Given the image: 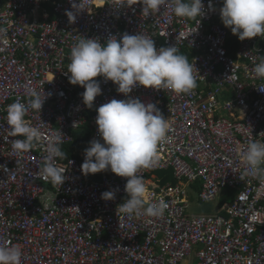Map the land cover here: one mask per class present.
I'll use <instances>...</instances> for the list:
<instances>
[{"label": "built area", "instance_id": "2783aa9c", "mask_svg": "<svg viewBox=\"0 0 264 264\" xmlns=\"http://www.w3.org/2000/svg\"><path fill=\"white\" fill-rule=\"evenodd\" d=\"M75 3L84 9H74L72 0H0V244L21 247L22 264H182L195 246L194 264H264V182L244 176L241 159L249 142H264V92L258 89L264 78L253 72L264 59V36L241 41L235 35L236 43H228L222 0H211L215 10L203 0L205 15L195 19L177 17L174 0L147 18L139 3L119 9L100 7L98 0ZM66 10L76 15L74 23ZM125 32L146 33L157 49L194 51L189 63L197 87L190 94L142 85L129 94L154 103L170 123L151 166L138 173L147 200L167 203L160 217L117 212L127 198V178L111 171L82 174L89 142H103L97 113L84 139L77 131L83 105L70 110L60 99L72 47L85 37L104 43ZM103 85L111 86L103 104L126 98L113 82ZM29 88L47 97L41 113L30 109L26 116L42 140L18 154L12 141L23 137L9 136L6 110L17 100L27 104ZM75 131L82 139L78 155L56 161L66 175L62 186L39 179L48 140L59 133L66 144ZM165 168L172 169L175 182L153 178V171ZM182 182L199 183L201 202L218 198L227 187L235 196L224 203V213H189ZM109 190L115 199L106 201L101 194Z\"/></svg>", "mask_w": 264, "mask_h": 264}, {"label": "clouds", "instance_id": "9594fccd", "mask_svg": "<svg viewBox=\"0 0 264 264\" xmlns=\"http://www.w3.org/2000/svg\"><path fill=\"white\" fill-rule=\"evenodd\" d=\"M98 3L100 7L108 3L117 9L139 3L142 5V16L147 18L158 14L168 0H98ZM72 7L77 11L84 9L75 0H72ZM208 8L215 10L211 0ZM173 11L177 17L195 19L205 15V6L203 0H174ZM219 11L224 26L230 28L239 40L264 36V0H222ZM66 15L69 23L76 21L73 11L66 10ZM54 16L50 12L48 18ZM179 51L175 46L157 49L154 40L144 32H125L119 39L111 36L104 43L97 38L85 37L71 49L60 99L70 110L78 104L83 105L82 129L87 122L88 111L92 108L90 124L93 126L92 119L97 113V132L103 141L93 139L89 142L90 146L84 150L81 172L87 176L111 171L127 178L124 189L127 198L117 209L119 213L160 217L168 207L163 200H147L148 189L138 173L142 168L151 166L158 146L168 139L169 120L154 103L145 104L129 94L138 85L157 90L168 89L178 95L190 94L197 87L193 65L189 63L190 58ZM253 72L256 78H264V59L254 66ZM108 81L113 82L117 86L116 91L126 98L112 99L103 104L111 90V86L103 85ZM258 89L264 92V87ZM27 92L30 97L27 104L17 100L8 105L6 110L9 136L23 137L12 141V149L18 154L30 151L42 140L41 130L32 126L26 116L30 109L41 113L47 97L44 92L41 95L34 88H29ZM61 144L62 136L59 133L48 140L47 155L37 173L39 179L54 186H62L66 180L65 171L57 166V159L77 156L80 145L65 156ZM241 159L246 165L243 175L264 182V168L261 167L264 165V142H249L241 153ZM101 198L113 200L115 191H105ZM22 256L21 247L0 244V264H22Z\"/></svg>", "mask_w": 264, "mask_h": 264}, {"label": "trees", "instance_id": "16d2710c", "mask_svg": "<svg viewBox=\"0 0 264 264\" xmlns=\"http://www.w3.org/2000/svg\"><path fill=\"white\" fill-rule=\"evenodd\" d=\"M228 43L230 44H235L236 43V37L233 33L229 34V40ZM180 54L185 55L188 59L194 54V51L188 50L187 48H183L182 50L179 51ZM92 113V108L89 109L88 111V118L87 122L85 123L83 129L80 128L78 132H81L83 134L84 139H87L89 135L92 133V126L90 124V114ZM74 132V140L71 143H66V144H61V150L65 152L66 155H70L73 148H76L79 143L82 141V139L79 137V133ZM164 172L165 179H170L171 181L175 182V179L172 176V170L167 169V170H159ZM167 177V178H166ZM230 193H229V191ZM235 196V190L230 189V188H224L220 195H219V201L220 204H223L226 201H229Z\"/></svg>", "mask_w": 264, "mask_h": 264}, {"label": "crops", "instance_id": "0c3cea01", "mask_svg": "<svg viewBox=\"0 0 264 264\" xmlns=\"http://www.w3.org/2000/svg\"><path fill=\"white\" fill-rule=\"evenodd\" d=\"M167 169H171V168H165V169H160V170H167ZM157 171H159V170H157ZM152 176H153L154 179L159 180V182L161 184L173 183V181H171L170 179H165L164 175L160 176V175L152 174ZM172 176H173V173H172ZM182 183L184 184V186L186 187V190H187V200L189 201L188 202V207H191V206H194V205H199V204L203 203V202H201V200L199 199V197L197 195L198 189H199V183L198 182L197 183H190V184H188L186 182H182ZM193 195H196V197L200 200V202L194 201V199H193L194 196ZM214 200H216V202L218 203V210L220 209V212L224 213L223 205H224L225 202L223 204H220L219 196H218V198H216ZM226 202H228V201H226ZM187 259L188 260L183 261L182 264H194L196 262L195 248L193 249V251L191 252V254L189 255V257Z\"/></svg>", "mask_w": 264, "mask_h": 264}, {"label": "water", "instance_id": "95a60500", "mask_svg": "<svg viewBox=\"0 0 264 264\" xmlns=\"http://www.w3.org/2000/svg\"><path fill=\"white\" fill-rule=\"evenodd\" d=\"M218 210V203L216 200L212 201H206L203 202L199 205H194L191 207H188L187 211L189 213H212V212H217Z\"/></svg>", "mask_w": 264, "mask_h": 264}, {"label": "rangeland", "instance_id": "374dc122", "mask_svg": "<svg viewBox=\"0 0 264 264\" xmlns=\"http://www.w3.org/2000/svg\"><path fill=\"white\" fill-rule=\"evenodd\" d=\"M36 17L37 18H40L41 17V15H40V13L38 12L37 13V15H36ZM152 174H155V175H164V172L163 171H153L152 172ZM229 191V190H228ZM221 193V192H220ZM229 193H230V191H229ZM194 197H193V199H194V201H196V202H200V200L196 197V195H193ZM189 202V201H188ZM198 248V246H195V250Z\"/></svg>", "mask_w": 264, "mask_h": 264}]
</instances>
